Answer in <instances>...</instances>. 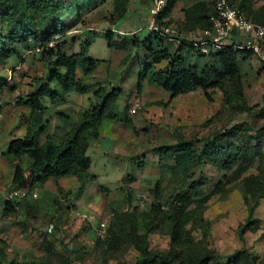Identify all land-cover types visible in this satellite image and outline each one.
Instances as JSON below:
<instances>
[{
	"label": "rangeland",
	"instance_id": "1",
	"mask_svg": "<svg viewBox=\"0 0 264 264\" xmlns=\"http://www.w3.org/2000/svg\"><path fill=\"white\" fill-rule=\"evenodd\" d=\"M200 1L203 0L178 1L171 17L166 18L168 21L172 19L170 26L174 29L166 32L178 34L180 38L184 36L187 40L201 38L204 24L190 20L184 13L185 8ZM251 1L250 10L247 11L248 17L254 13L259 15V8L262 9L261 13H264V1ZM153 3L154 0H65V6L67 4L70 8L59 19L67 25L65 33L71 39V42L64 45L66 52L80 51L81 41L89 38L92 41L90 55L101 61L91 75L78 71L79 77L90 89L88 93L72 91L65 102L46 101L48 108L44 118L49 122L39 139L44 140L53 134L56 140L61 139L63 131L79 119L80 111L98 102L93 92L100 85L124 88L119 106L120 120L104 121L100 126V136L91 140L87 154L92 160V165L84 186H81L80 180L75 176L60 178L58 184L50 178L42 185L43 190H37V198L31 197L28 200L27 197L26 202L29 204L25 206L18 203V209L10 216L3 215L0 204V238L6 243L3 247L10 256L23 259L24 255H28L30 260L34 258L39 262L50 256L49 245L44 242L47 239L55 250L63 255H66V252L62 250L61 242L69 247L81 248L85 264H99L105 252L102 251L103 246L95 242V236L104 234L113 215L127 216L140 211L144 213L150 209L152 202L160 203L168 209L166 205L169 204L170 195L186 181V172L176 166L172 168L175 160L162 158L158 149L163 145L176 144L183 139V135L180 136L183 133L194 138L214 135L224 129L225 124L218 122L208 128L196 127L221 107V91L210 89L209 98L203 88H197L188 94L172 98L170 92L161 86L145 83L143 90L138 92L140 69L148 63L146 52L141 48L134 56L136 50L132 49L133 58L128 59L130 51L125 52L108 45L104 35L107 29H121L128 36L136 31H139L136 33L139 37L148 35V25L152 18L150 8ZM206 7L209 11L212 7L211 0H206ZM54 17L53 15L47 24L53 21ZM7 20L8 17L0 11V30L5 29ZM113 33L114 38H117V32ZM178 43V40L165 41L171 51L177 49ZM225 43L231 44L232 36L227 38ZM38 53L23 52L20 56L0 63V77H8L10 70L14 74L13 81H9L0 91V99L3 100V107L0 108V159L7 158L2 151L7 149L13 135L20 136L19 133L24 132L27 122L22 120L20 127L16 124L17 121L12 122L15 114L19 112L17 105H14L16 98L19 95H27L35 85V77L43 76L46 71V59ZM124 58L127 61L123 60ZM206 60V57L190 53L189 61L192 63L203 65ZM18 64L20 68L16 69ZM165 65L166 63H162L158 68ZM242 71L245 97L253 109L234 116L231 125L243 121L247 122V125L241 129V133L235 131L229 136L232 141L242 142L255 151L261 149L262 156L255 154L253 166L237 180L232 177V170L218 171L210 164L202 169L201 166L194 168L193 178L201 175L210 178L199 194L203 196L209 192L214 193L211 199L202 205L190 206L196 207V218L203 217V220H193L187 227L197 242L196 247L190 249L197 254L215 249L220 254L229 255L236 250L246 249L254 255L256 264H264V200L255 214L261 218L260 229L256 232L247 231L242 236L238 231L249 213L243 179L258 173L259 168L264 167V130L261 129L264 119L259 117V109L264 102V61L252 54L244 61ZM135 98L139 99L144 107L138 114L131 115L127 103ZM57 110L70 114V119L65 121L59 117L55 114ZM131 123L135 125L136 131ZM10 163L14 168L15 164L11 161ZM64 178H67L68 185L63 182ZM158 180H161L160 190H155ZM75 183L78 184L74 187ZM187 183L190 184L189 181ZM51 184H54L53 189ZM58 187L69 190L60 193ZM50 188L55 190L52 192ZM2 195L0 194V199ZM15 197L21 202L19 195ZM101 222L106 223L104 229L98 228V223ZM169 242V236L163 231L153 233L150 237L151 248H168ZM137 256L138 252L133 244L127 243L119 253L109 257V263L135 264Z\"/></svg>",
	"mask_w": 264,
	"mask_h": 264
},
{
	"label": "trees",
	"instance_id": "2",
	"mask_svg": "<svg viewBox=\"0 0 264 264\" xmlns=\"http://www.w3.org/2000/svg\"><path fill=\"white\" fill-rule=\"evenodd\" d=\"M178 1L180 0H169L158 20H162L165 16L171 17V12ZM230 1L243 10H250V0ZM69 8V5L65 6V0H0V11L8 17L5 29L0 30V63H5L30 50H34L30 53L39 52L38 54L46 59L44 75L35 77L32 90L25 96L19 95L16 104L13 103L19 107L16 115H20L21 119L25 117L30 119L26 131L20 136L13 135L7 149L2 152L9 162L15 164L13 185L30 193L42 187L50 178L58 184L60 178L75 176L80 180L81 186H84L90 176L89 169L92 165V160L87 154L91 140L100 136V126L104 121L120 120L119 106L124 88L100 85L93 92L98 102L81 110L79 119L63 131L61 139L56 140L54 134L48 135L43 141L39 139L49 122L44 118L48 108L46 101L65 102L72 91L88 93L90 89L79 77L78 71L91 75L101 61L90 55L89 48L92 41L89 38L81 41L80 51L66 52L64 45L71 42V39L65 33L68 27L60 22V16ZM206 8V0H203L185 8L184 13L190 20L203 23V28L211 27L209 11ZM53 15L55 16L53 21L47 24ZM171 22L170 18L169 21L160 22V25L170 26ZM113 32L110 29L105 31L108 45L114 49L130 51L128 59L133 58L132 49L136 50V53L133 52L134 56L141 48L146 52L148 63L141 67L137 81L139 92L142 91L145 83L161 86L170 92L172 98L180 94H188L197 88H203L207 97L211 98L209 90H219L223 95L221 107L196 127L208 128L218 123L225 126L223 130H219V133L203 137L190 138L191 136L183 133L180 135H183V139L176 144L163 145L158 149L162 158L175 160L172 168L176 166L186 172V181L170 195L169 204L166 205L168 209L160 203L152 202L150 209L144 213L137 211L138 213L127 216L113 215L104 234L95 236V242L103 246L102 251L105 252L99 264H110L109 257L119 253L127 243L133 244L138 252L135 264H256L254 255L246 249L236 250L229 255L220 254L215 249L204 250L205 252L197 254L190 249L196 247L197 242L190 228L187 227L193 220H203V217L196 218L195 209L211 199L214 193L209 192L203 196L199 194L200 189L207 186L210 178L204 175L193 178L194 168L201 166L202 169L210 164L218 171L232 170V177L237 180L253 166L255 154L262 156L261 149L255 151L242 142L232 141L229 136L235 131L241 133L243 131L241 129L247 125L245 121L231 125L234 116L253 109L245 97L242 71L243 63L253 54L252 51L240 48L237 42L219 46L206 45L208 47L206 53L202 51L204 45H195L194 39L187 40L184 36L180 38L178 34L168 33L164 27L161 31L150 30L144 37H139L136 33L130 36L124 33L114 38ZM169 40L179 41L175 51H171L166 46L165 41ZM35 49L39 50L35 51ZM190 53L198 57H206L207 60L203 65L198 62L192 63L189 61ZM123 60L127 61L125 58ZM162 63H166L165 67L158 68ZM4 79L2 77L0 91L9 83L4 82ZM2 107L0 106L1 109ZM259 113V117L264 119V102ZM55 114L65 121L70 119V114L64 110H57ZM131 126L136 131L133 123ZM263 126L262 130H264ZM156 183L155 190H160L161 180ZM243 183L249 213L238 228L241 236L247 231L256 232L260 229L261 218L255 214L264 200V167L259 168L258 173L244 177ZM58 188L60 193L64 191L62 187ZM18 203L25 206L29 204L26 199H22L21 202L6 200L3 215L10 216L14 213L18 209ZM192 204H196V207H190ZM99 227L100 223H98ZM161 231L169 236V247L151 248V235ZM0 242L2 264H55L56 260V264H85L81 248L69 247L63 242L60 244L66 255L56 251L53 244L45 239L44 242L49 245L50 256L44 257L39 262L34 258L30 260L28 255H24L23 259L10 256L3 247L6 245L4 240L0 238Z\"/></svg>",
	"mask_w": 264,
	"mask_h": 264
},
{
	"label": "built area",
	"instance_id": "3",
	"mask_svg": "<svg viewBox=\"0 0 264 264\" xmlns=\"http://www.w3.org/2000/svg\"><path fill=\"white\" fill-rule=\"evenodd\" d=\"M165 0H157V5L152 9L153 13H157L160 10L162 4ZM215 12L211 15V21L213 25V43L221 44L223 39L229 35V33L236 29L239 32L253 33L247 35L242 48H247L253 51V53L260 59L264 61V27L256 25L254 22L247 19L245 13L237 7H234L229 0H214ZM151 27L158 29V25L151 23ZM206 34L213 35L212 32L206 31ZM207 51L206 48L203 49ZM12 78L11 74L6 78L10 80ZM3 82L0 79V84ZM2 103V100H0ZM141 108L140 102H135L131 108L132 112H136ZM34 197L37 193H32ZM15 195H27L26 191L13 190L8 193L7 199H13ZM101 229L106 227L105 222L100 223Z\"/></svg>",
	"mask_w": 264,
	"mask_h": 264
},
{
	"label": "clouds",
	"instance_id": "4",
	"mask_svg": "<svg viewBox=\"0 0 264 264\" xmlns=\"http://www.w3.org/2000/svg\"><path fill=\"white\" fill-rule=\"evenodd\" d=\"M251 1V0H250ZM256 1H259V2H263L264 0H256ZM168 2H169V0H165V2H164V4H162L161 5V7H160V10L157 12V13H153L152 12V9L153 8H155L156 7V5H157V0H154V3H153V5L151 6V8H150V13H151V15H152V18H151V20H150V23H149V31L150 30H154V31H161L162 30V28L164 27V29L165 30H170V29H174V27H172V26H164V25H160V22L161 23H163V22H166V21H168V19H166L167 17H164L162 20H158V16L161 14V12H162V10H163V8L168 4ZM229 2L234 6V7H237V8H239L240 10H242L244 13H245V15H246V17H247V19L248 20H250V21H252V22H254L256 25H260V26H263L264 27V13H261V11H262V9L261 8H259L260 9V12L258 11V14L259 15H257V14H251V16H247V11L246 10H243L241 7H239V6H237L236 4H234V3H232L230 0H229ZM211 4H212V7L209 9V21H210V23H211V27H206L205 26V28L203 29V31H202V37L201 38H199V39H196L195 41H196V43H194L195 45H197V44H200V45H204L203 47H202V51L203 52H208V47L206 46V45H210V44H212V45H216V46H219V45H226V43H225V40L227 39V38H229L230 36H232V43H237V44H239L238 46L240 47V48H242L241 47V45H243L244 44V42H245V36H247V35H250V34H253V33H244V32H239L238 30H236V29H234V30H232L230 33H229V35L227 36V37H225L224 39H223V43H221V44H214L213 43V36H214V32H213V25H212V21H211V15L215 12V7H214V0H211ZM251 4H252V1H251ZM261 7V6H260ZM249 12V11H248ZM250 14V13H249ZM169 18V17H168ZM251 18V19H250ZM151 23H154V24H156V25H158V29H154L153 27H151ZM162 27V28H161ZM112 31H114V32H117V34H124V31L123 30H121V29H119L118 31H115V30H113V29H111ZM104 31V30H103ZM206 31H209V32H212L213 33V35H211V34H206ZM137 32H139V31H136V32H133V34H135V33H137ZM247 38H248V36H247ZM231 43V44H232ZM51 45H52V43H51ZM204 48H206L207 49V51H204L203 49ZM39 49H35V51H38ZM250 50V49H249ZM252 51V50H251ZM30 52H34V50H30V51H28L27 52V54L28 53H30ZM252 53H253V51H252ZM254 54V53H253ZM255 55V54H254ZM256 56V55H255ZM261 61H263V60H261ZM15 68L16 69H19L20 68V65L18 64L17 66H15ZM9 74H11V76H12V78L10 79V80H6V78H7V76L6 77H4L5 79H4V82H9V81H11L13 78H14V74H13V72H12V70H10V73ZM0 79H2V77H0ZM137 90H138V88H137ZM143 90V89H142ZM139 92V91H138ZM0 100H2V99H0ZM135 102H140L141 103V108L138 110V111H136V112H132L131 111V108H132V106L134 105V103ZM3 105V100H2V103H0V106H2ZM127 105H128V110H129V112H130V114L131 115H136V114H138L142 109H143V103L139 100V99H137V98H135V99H131V100H129V102L127 103ZM16 187V186H15ZM13 190H19V191H26V190H20L18 187H16V188H14V189H12V190H10L9 192H11V191H13ZM36 191V190H35ZM35 191H33L32 193H37V192H35ZM8 192V193H9ZM27 192V195H25V196H22V195H19L20 196V198H21V200L22 199H27V197H29V199L28 200H30L31 199V197H33V198H37L38 197V194H37V196L36 197H34L33 196V194L32 193H30L29 191H26ZM7 196H8V194L6 195V200H17V198L16 197H14L13 199H7ZM16 196V195H15ZM101 228V227H100Z\"/></svg>",
	"mask_w": 264,
	"mask_h": 264
},
{
	"label": "crops",
	"instance_id": "5",
	"mask_svg": "<svg viewBox=\"0 0 264 264\" xmlns=\"http://www.w3.org/2000/svg\"><path fill=\"white\" fill-rule=\"evenodd\" d=\"M203 31V30H202ZM16 109H19V107L17 106ZM2 117V116H1ZM0 117V120L2 121V118ZM15 118L12 120V122L14 121H17L16 124H18V126L20 127V123L22 120H26V125H25V129H24V132L26 131V127L30 121V119H27V117H25L24 119H21L20 115H16L14 116ZM23 132V133H24ZM23 133H19V134H23ZM42 136V135H40ZM43 141V140H42ZM3 152V151H2ZM11 163L8 161L7 158H1L0 159V194H3L1 196V199H0V204L1 205V212L3 213V210H4V206H5V202H6V194H8V192L14 188H16L13 183H12V177H13V171H14V168H12L11 166ZM67 178H64L63 182L67 184ZM78 183H75L74 187L77 186ZM68 185V184H67ZM54 187V184H51V188L53 189ZM72 187V185L70 186ZM69 187V188H70ZM50 188V190H51ZM43 190L42 187H39L36 189L35 192H37V194H39V192L37 190L40 191ZM48 190V189H47ZM55 190V189H54ZM54 190H51L52 192ZM64 190H69L68 188L67 189H64Z\"/></svg>",
	"mask_w": 264,
	"mask_h": 264
}]
</instances>
